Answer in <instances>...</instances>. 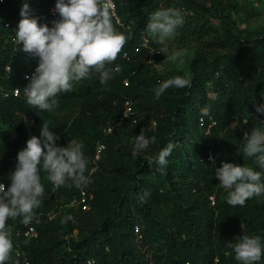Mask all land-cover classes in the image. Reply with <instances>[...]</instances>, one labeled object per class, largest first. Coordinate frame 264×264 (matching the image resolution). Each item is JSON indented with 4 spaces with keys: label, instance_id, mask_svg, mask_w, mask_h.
<instances>
[{
    "label": "trees",
    "instance_id": "1",
    "mask_svg": "<svg viewBox=\"0 0 264 264\" xmlns=\"http://www.w3.org/2000/svg\"><path fill=\"white\" fill-rule=\"evenodd\" d=\"M113 1L120 24L114 18L113 23L127 38L123 50L128 58L120 54L108 65H120L121 72L107 84L102 85L93 71L90 78L74 82L71 92L59 94L53 112L40 114L22 92L0 94V181L6 187L18 151L31 136L39 137L42 121L59 135V146L82 142L91 161L92 183L85 188L90 197L84 210L68 203L77 188H55L41 170L43 203L31 223L36 236L15 235L24 224L20 218L8 221L14 247L17 244L22 252L13 251V259L20 264L24 258L26 264H240L226 244L245 234L259 236L264 245V195L232 207L215 170L228 162L264 174L243 153L244 133L261 126L262 114L255 105L264 104V27L256 32L237 27L233 0ZM25 2L39 24L53 26L44 19L48 5L56 0H0L3 87L21 88L26 82L23 73L39 63L38 57L10 40ZM169 7L179 9L184 18L172 39L179 45L197 42L184 73L153 66L162 45L146 32V23L151 13ZM58 19L57 13L53 21ZM143 36L155 49L150 54L144 46L134 48ZM147 55L151 60L142 61ZM178 75L190 79V86L171 87L155 99L157 81ZM124 97L131 100L134 122L121 117ZM204 107L207 116L201 113ZM208 116L214 124L204 131ZM106 125L111 126L109 132L102 130ZM141 131L147 138L155 136L156 142L133 157V138ZM170 141L175 147L167 166L148 163ZM97 142L103 147L94 158ZM144 193L148 195L142 203ZM68 215L74 219L62 223ZM258 264H264V256Z\"/></svg>",
    "mask_w": 264,
    "mask_h": 264
},
{
    "label": "clouds",
    "instance_id": "2",
    "mask_svg": "<svg viewBox=\"0 0 264 264\" xmlns=\"http://www.w3.org/2000/svg\"><path fill=\"white\" fill-rule=\"evenodd\" d=\"M112 6V0H56L55 11L59 19L49 28L31 17L27 2L23 4L14 39L22 45L23 52L39 58L35 73L26 77L29 83L23 88L27 103L37 108L38 114L53 112L59 105V94L71 92L74 82L90 78L93 71L99 74L102 85L113 79L114 73L121 72L120 65L108 67L118 59L127 43L126 36L113 23ZM183 24L180 10L169 7L151 13L145 28L162 45L160 52L174 62L178 57L167 55V40ZM188 86L190 79L182 75L157 81V87L153 89L155 99L171 87ZM19 90L16 89L17 94ZM255 108L256 112L264 114V104H256ZM201 113L209 115L208 108H202ZM260 125L253 127L250 133H244L243 153L264 169V122ZM59 139V135L50 129L49 122L42 121L39 137L31 136L18 151L15 168L8 174L10 185L6 187L0 183V264H20L19 259H13V231L8 221L20 218L21 223L29 225L37 219L36 210L43 203L45 191L41 170L47 173L48 181L55 188L83 189L92 183L91 161L85 156L83 143L73 140L66 146H59ZM155 142V136L147 138L141 131L133 138L132 156L146 151ZM174 147L170 141L161 148L155 160L149 159L148 163L165 168ZM262 175L261 171L246 164L228 162L215 170L219 185L228 190L226 202L232 207H242L254 196L264 195ZM147 195L144 193L141 197L142 203L146 202ZM73 219L68 215L61 222ZM226 246L232 249L240 264H258L264 256V245L259 236L244 234Z\"/></svg>",
    "mask_w": 264,
    "mask_h": 264
},
{
    "label": "built area",
    "instance_id": "3",
    "mask_svg": "<svg viewBox=\"0 0 264 264\" xmlns=\"http://www.w3.org/2000/svg\"><path fill=\"white\" fill-rule=\"evenodd\" d=\"M112 16L114 18V21L118 24H120V21L118 19V17L116 16L115 14V11H114V1L112 0ZM57 14V12L55 11V5L54 4H49L48 7H47V11H46V15H45V19L44 21L48 24L52 23L53 22V17ZM15 30L13 31V33L10 34V40H13L15 41L14 37H15ZM138 46H144L148 53L150 54L152 51H155L154 48L150 47L147 43V40H146V37L143 36V38L141 39V41L139 42L138 45H136L134 48L136 49ZM125 53L127 54V52L125 50H123L120 54L122 57L124 58H128V54L127 56L125 57ZM142 61H150L151 58L149 55L147 56H144L141 58ZM38 65H34L32 69L30 70H27L23 73V78L25 79L26 82H24L22 84V87L19 88L18 86H7V87H3V86H0V94L2 96H8V95H17L16 93V89L19 88V93L22 92L23 93V88L27 85V80L26 77H30L32 76L34 73H35V69L37 68ZM115 66H113L114 68ZM4 69L7 71L8 70V65H4ZM122 83L125 84L126 83V78H123L122 79ZM121 117H130V120L132 122H134L136 120V117H135V112H134V108L132 107V104H131V100L130 98L128 97H124V99L122 100L121 102ZM199 120L202 121L201 117H199ZM260 122H264V114H262V116L259 118ZM214 124V119L212 117H209L208 116V121L206 123V126L204 127V131H207L208 127L213 125ZM111 129V126L110 125H106L102 128V130L104 132H109ZM103 147V143L101 142H97L96 145H95V150H94V154H93V157L96 158L99 154V151L100 149ZM210 156V153L208 152V157ZM264 172V171H263ZM0 183H2L0 181ZM90 197V192H88L85 188L83 189H78V192H77V195L72 197L70 199V201L68 203H75V204H78L80 209L84 210V209H87L88 208V202H87V199ZM210 202L212 203V197H210ZM135 231H137V227L134 226L133 228ZM14 234L15 235H18V236H21V237H25V238H28V237H34L36 236V229L34 227L33 224H29V225H24L22 228L20 229H16L14 231ZM14 254L15 255H20V253H22L20 251V249L17 247V244L15 245L14 249ZM26 259L24 258L23 259V262L22 264H26ZM90 263V262H88Z\"/></svg>",
    "mask_w": 264,
    "mask_h": 264
},
{
    "label": "rangeland",
    "instance_id": "4",
    "mask_svg": "<svg viewBox=\"0 0 264 264\" xmlns=\"http://www.w3.org/2000/svg\"><path fill=\"white\" fill-rule=\"evenodd\" d=\"M233 3L234 9L232 17H234L237 27L251 32H256L259 28L264 27V0H233ZM212 22L216 21L213 20ZM167 46L169 48V53L167 55H175L178 59L174 62L167 59L166 55L161 53L160 56L153 62V66L159 71L179 70L184 73L189 59L193 56L197 42L192 40L184 45H179L176 40L171 37L167 40ZM242 162L243 164L247 163L246 160H243Z\"/></svg>",
    "mask_w": 264,
    "mask_h": 264
}]
</instances>
